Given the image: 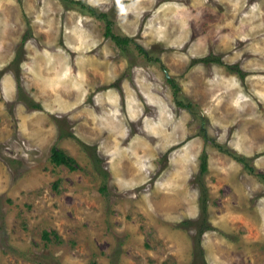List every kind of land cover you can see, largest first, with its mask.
Returning <instances> with one entry per match:
<instances>
[{
    "label": "rangeland",
    "instance_id": "rangeland-1",
    "mask_svg": "<svg viewBox=\"0 0 264 264\" xmlns=\"http://www.w3.org/2000/svg\"><path fill=\"white\" fill-rule=\"evenodd\" d=\"M81 1L0 0V264H264V0Z\"/></svg>",
    "mask_w": 264,
    "mask_h": 264
},
{
    "label": "trees",
    "instance_id": "trees-1",
    "mask_svg": "<svg viewBox=\"0 0 264 264\" xmlns=\"http://www.w3.org/2000/svg\"><path fill=\"white\" fill-rule=\"evenodd\" d=\"M64 1H70V2L73 3L75 6H76V5L80 6L81 9L86 8L89 12H92V13L95 12V9L93 8L92 5H88V4H86L85 2H82L81 0H64ZM104 14H105V13H104ZM105 16H107V15L105 14ZM107 29H108L107 32H106L107 35H110V34H111V36H112L114 39L120 41V44H121V43L126 44L127 42L130 41V38H128V37H124V38L121 39L118 35L112 33V31H111V26H110V25L107 26ZM139 48H140L141 51H145L142 47L139 46ZM202 61H204V62H213V61H216V62H219V63H222V62H223V61L221 60V57H218V56H210V55H209L208 57H206V58H202ZM228 68L231 69V70H236V69H238L236 65H228ZM240 73H241V72H240ZM175 87H176V89H177V88H178V85L176 84ZM178 103H179V104H182L181 101H178ZM219 147L221 148L220 145H219ZM227 151L231 152L229 149H228ZM231 154H232V153H231ZM201 158L205 159L204 157H201ZM239 159H241V161L244 162V158L240 157ZM51 160H52L55 164H57V165H60V164H66V165H69V167H70L71 169H76V167H77V166H75V165H76V160H75V158H74L73 156H71L70 154H68L64 149H61V148L53 147V149H52V155H51ZM96 162H97V161H96ZM206 169H207V164L202 160V162H201V164H200V171H201V172H205ZM202 192H203V191H202ZM204 192H205V191H204ZM45 233H46L45 235L47 236L48 232H45Z\"/></svg>",
    "mask_w": 264,
    "mask_h": 264
}]
</instances>
